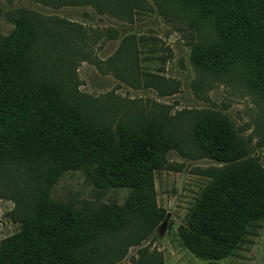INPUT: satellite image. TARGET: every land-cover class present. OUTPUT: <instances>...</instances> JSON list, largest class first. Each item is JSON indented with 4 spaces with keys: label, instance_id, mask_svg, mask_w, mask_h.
Wrapping results in <instances>:
<instances>
[{
    "label": "trees",
    "instance_id": "obj_1",
    "mask_svg": "<svg viewBox=\"0 0 264 264\" xmlns=\"http://www.w3.org/2000/svg\"><path fill=\"white\" fill-rule=\"evenodd\" d=\"M55 1L93 4L111 15L119 8L139 9L143 4V0ZM153 2L157 7L163 3L195 29L191 46L200 52L192 61L201 75L221 83L240 77L264 102V0ZM55 20L22 10L15 14L14 30L0 34V194L10 192L3 194L15 200L14 212L21 223V230L1 243L15 246L12 264H102L117 253L107 252V246L121 249L112 242L127 245L137 232L139 239L130 244L135 243L156 223L143 186L153 169H172L163 151L177 137L166 134L173 118L167 111L146 116L130 110L116 118L117 113L113 117L108 109L91 110L89 96L76 88V61L82 59L77 60L85 29L77 22ZM131 42L128 39L125 47ZM144 75L143 81L149 83L152 76ZM109 102V109L120 105L119 100ZM190 112L194 149L226 164L202 171L208 184L180 230L192 253L215 259L244 241L252 219L264 222V174L260 164L246 156V147L229 123L202 124L204 114ZM114 126L122 135L116 147L110 140ZM261 130L264 140V118ZM95 161L99 164H91ZM77 167L99 174L104 185L131 188L127 208L116 215H96L54 201L53 184L64 169ZM106 237L111 238L102 246Z\"/></svg>",
    "mask_w": 264,
    "mask_h": 264
},
{
    "label": "rangeland",
    "instance_id": "obj_2",
    "mask_svg": "<svg viewBox=\"0 0 264 264\" xmlns=\"http://www.w3.org/2000/svg\"><path fill=\"white\" fill-rule=\"evenodd\" d=\"M142 3L139 9L119 8L120 12L111 15L93 4L0 0L2 35L14 30L15 14L26 9L54 17L58 24L63 21L81 24L87 36L81 46L82 56L77 58L82 59L76 61V88L79 93L89 96L94 105L91 110L95 108L101 113L110 110L113 117L117 113L116 118L130 110L141 111L146 116H158L167 111L173 117L166 125V134L177 139L174 145L166 143L163 151L172 169H153L149 182L143 186V194L155 209L152 213L156 212V223L135 243L130 244L139 239L135 237L137 232L131 235L127 245H117V240L112 242L121 249L107 246V252L117 253L104 258L102 264H264V222L259 219L250 221L244 241L230 254L215 259L192 253L184 245L180 230L186 223V213L208 184L209 178L202 171L226 164L214 155H199L194 149L189 139L190 110L204 114L202 124L229 123L246 147V156L260 164L264 174L261 132L264 102L246 88L240 77L232 83H221L208 74L201 75L199 67L196 68L192 61L200 52L199 48L193 50L191 46L196 38L192 25L175 16L163 3L159 7L153 0ZM128 39L132 42L127 48ZM131 49L134 50L132 54ZM144 74L152 76L149 83L143 81ZM112 99L119 100V107L109 105L111 109L108 108ZM178 133L181 139H178ZM121 137L114 126L110 136L113 147L118 145ZM85 169L77 167L62 171L51 190L54 201L70 203L76 211L96 215L101 212L116 215L120 209L127 208L131 188L104 185L99 174L88 173ZM3 193L0 194V264H12L17 250L12 244L1 242L19 232L21 223L16 210L14 212L15 200L4 195L10 192ZM110 238L101 240L102 246L107 245Z\"/></svg>",
    "mask_w": 264,
    "mask_h": 264
}]
</instances>
